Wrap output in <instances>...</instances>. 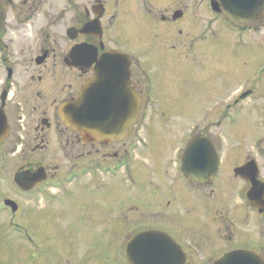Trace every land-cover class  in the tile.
Returning a JSON list of instances; mask_svg holds the SVG:
<instances>
[{"label": "flooded vegetation", "instance_id": "flooded-vegetation-1", "mask_svg": "<svg viewBox=\"0 0 264 264\" xmlns=\"http://www.w3.org/2000/svg\"><path fill=\"white\" fill-rule=\"evenodd\" d=\"M211 1L201 0L205 11L192 12L188 0H0V160L15 159L12 180L30 187L20 190L14 184L25 201L72 197L73 183L84 178L86 189L92 190L87 196L106 206L66 204L65 209L74 211L67 213L74 229L68 228V236L92 242L108 264L110 254L117 255L116 264H129L128 242L146 232H151L147 243L131 255L150 264H254L238 252L264 264V146L256 141L247 155L221 157L220 114L210 126L199 105L192 112L194 123L189 120L187 102L202 96L185 90L191 71L185 69L192 67L185 60L205 61L202 44L215 20L238 29L226 12L211 10ZM263 12L241 31L255 30L253 22ZM129 17L136 20L130 28L137 40L135 52L115 38ZM196 19L204 20L197 32L202 41L191 38L185 44L188 22L197 24ZM197 42H203L202 49L194 46ZM193 49L196 54L189 55ZM110 51L128 56L138 110L124 138L96 140L66 127L57 112L78 96L100 56ZM252 86L238 89L234 99L245 91L253 96ZM147 116H156L157 122L145 120ZM171 131L181 139L166 151ZM158 137L162 144L156 150ZM194 138L208 140L214 155L199 156L200 146L192 155L187 152ZM95 156L100 160L94 161ZM98 175L107 179L104 187L92 188ZM163 177L171 183L162 182ZM117 187L122 197L108 199L106 189ZM86 207L100 213L85 234L73 214ZM121 226L135 229L127 237ZM73 248L58 241L57 255L62 250L73 255Z\"/></svg>", "mask_w": 264, "mask_h": 264}, {"label": "rangeland", "instance_id": "rangeland-1", "mask_svg": "<svg viewBox=\"0 0 264 264\" xmlns=\"http://www.w3.org/2000/svg\"><path fill=\"white\" fill-rule=\"evenodd\" d=\"M157 1L163 2L164 0ZM188 1H191L188 5L189 11H205V0H203L204 2L196 0L197 4L192 3L194 0ZM196 20L199 21L197 24H194L193 21L188 22L187 29L190 30L188 33L185 31V44H188L191 38H200L197 32L204 20ZM135 22L134 17H129L125 27L123 23L122 34L115 31L118 35L115 37L117 43L123 45L127 51H131L133 48L135 52L136 49L135 31L131 32L130 30ZM225 22H221L219 19L215 20V24L211 26L212 30L206 34L205 42L194 44L200 49H202L200 47L202 44L203 49L206 50L207 56L204 62L198 61L197 64H193L194 62L190 59L185 60L188 62L187 65H192L185 69V71L191 70L187 76L189 85L185 87V90L191 94L202 96L200 101L189 100L187 102V105L190 104L192 108L189 117L190 123L194 122L192 117L195 115L192 112H195L199 105L205 109V114H208L207 121H210V126L221 112L227 115L221 119V128L218 132L221 136L219 138V140L221 139V157L238 153L247 155L251 140L254 138H259L264 146V12L258 21L256 19L253 22L255 30L250 29V31L246 28L241 31L244 26H247L246 23L242 26L238 24V29H235L234 25ZM192 51L188 54H196L195 49ZM18 76L16 77L20 80L22 78L21 71ZM251 85L255 86H252L255 91L254 95L245 98L237 105H231L233 92L238 88L245 90ZM228 105L231 106L228 107ZM230 116L234 119L229 122L228 117ZM145 120L155 123L157 117L147 116ZM210 130L212 131V128ZM169 134L173 140L168 142L170 144L166 147V151L179 145L174 141L181 139L180 135L175 136V132L171 131ZM159 144L161 145L162 142L158 137L154 142L156 150H158ZM1 153L2 149L0 148V156ZM7 155L6 157H8ZM96 157H94V161L100 160ZM168 159L170 156L167 154L165 160L168 161ZM14 160V158L8 161L0 160V264H59V258L63 264H76L83 259H85L82 262L84 264H90L89 259L93 260L91 264H108L102 258V254L93 247L92 242L87 239L75 241L68 236L72 218L67 213L74 211L65 209L66 204L90 206L88 203H94L98 209H103L106 206L100 201L92 202L87 196L86 191L92 190L89 187L86 189L85 179L75 180L72 197L60 196L59 201L52 200L51 203L37 198L25 201L12 182ZM164 168L168 169L165 166ZM106 180L100 175L92 178L93 184H95L92 188H99V186L103 188ZM162 182L169 185L171 180H166L163 177ZM126 188H128L127 185ZM122 191L119 187L107 188L104 194L108 199L117 201L122 197ZM76 194L82 198L78 199ZM129 194L130 190H127V195ZM4 198L12 199L17 204V211L14 214H11L9 209L2 204ZM99 213L100 211L97 209L86 207L81 213L73 214V217L75 221L77 220L79 228L86 234L91 228V221L96 219L95 214ZM134 217L137 218L136 214ZM133 229H135L133 226H121V231L127 237ZM78 235L81 237L80 233ZM58 241H61L62 244H70L74 247L72 253L74 249L75 253L65 255V250H62L61 257L58 256L56 250ZM116 256L112 258L110 254L109 264H116ZM95 257L97 258L95 259Z\"/></svg>", "mask_w": 264, "mask_h": 264}, {"label": "water", "instance_id": "water-1", "mask_svg": "<svg viewBox=\"0 0 264 264\" xmlns=\"http://www.w3.org/2000/svg\"><path fill=\"white\" fill-rule=\"evenodd\" d=\"M220 3L240 22L252 19L264 8V0H220ZM123 60L124 56L112 53L102 56L94 78L85 83L79 99L61 108L60 117L67 126L79 127L97 140L114 139L126 133L135 114V99L128 86V64ZM112 68L115 78L117 70L121 73L116 88L109 83L114 79L110 76ZM142 237H136L132 245L140 243ZM129 260L138 264L134 258Z\"/></svg>", "mask_w": 264, "mask_h": 264}]
</instances>
